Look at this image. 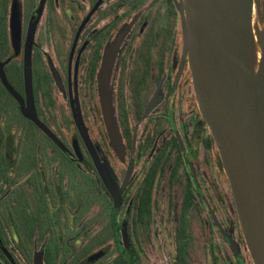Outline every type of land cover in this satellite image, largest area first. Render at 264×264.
<instances>
[{"label": "flooded vegetation", "instance_id": "1", "mask_svg": "<svg viewBox=\"0 0 264 264\" xmlns=\"http://www.w3.org/2000/svg\"><path fill=\"white\" fill-rule=\"evenodd\" d=\"M181 1L0 0V264H140L164 233L246 264Z\"/></svg>", "mask_w": 264, "mask_h": 264}, {"label": "water", "instance_id": "2", "mask_svg": "<svg viewBox=\"0 0 264 264\" xmlns=\"http://www.w3.org/2000/svg\"><path fill=\"white\" fill-rule=\"evenodd\" d=\"M179 10L201 114L252 260L264 264V0H182ZM101 84L111 128L106 70Z\"/></svg>", "mask_w": 264, "mask_h": 264}, {"label": "rangeland", "instance_id": "3", "mask_svg": "<svg viewBox=\"0 0 264 264\" xmlns=\"http://www.w3.org/2000/svg\"><path fill=\"white\" fill-rule=\"evenodd\" d=\"M259 1L262 4V0H259ZM256 21L259 22V19L257 17H256ZM164 227L166 228L167 225H165ZM200 230L201 229L198 228L197 234L199 235H201V233L199 232ZM171 233L173 234L172 231ZM165 236L166 234L164 233V235L161 238L156 239L154 237H151L148 240L142 239L143 251L146 253V258L144 259L142 257L143 254L141 256H138V262L140 264H175L174 256L176 253V248H175L176 240L174 237L167 238ZM201 236L202 237L196 236L195 248L193 250L190 248V251H192V253L190 252V254L188 255L190 264H211L209 248L207 252H205L203 248L204 244L206 243V237H205L206 234L204 235L202 233ZM217 239L219 242L222 241L219 233H217ZM212 242H213V239H212ZM161 247L163 249H161ZM241 249L243 250L242 251L243 257L245 259L246 264H254L249 255L247 246L244 244H241ZM224 257L226 258V260H228L229 264H233V259H232L233 257L229 251L224 252Z\"/></svg>", "mask_w": 264, "mask_h": 264}, {"label": "bare ground", "instance_id": "4", "mask_svg": "<svg viewBox=\"0 0 264 264\" xmlns=\"http://www.w3.org/2000/svg\"><path fill=\"white\" fill-rule=\"evenodd\" d=\"M261 59V51L260 49L258 48V51H257V62H256V69L258 68V63Z\"/></svg>", "mask_w": 264, "mask_h": 264}]
</instances>
